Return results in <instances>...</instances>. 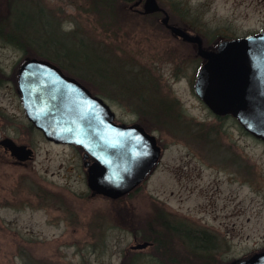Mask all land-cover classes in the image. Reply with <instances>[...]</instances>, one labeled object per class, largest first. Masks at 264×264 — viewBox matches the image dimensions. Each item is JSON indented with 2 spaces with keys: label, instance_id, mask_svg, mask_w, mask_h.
Returning a JSON list of instances; mask_svg holds the SVG:
<instances>
[{
  "label": "rangeland",
  "instance_id": "rangeland-1",
  "mask_svg": "<svg viewBox=\"0 0 264 264\" xmlns=\"http://www.w3.org/2000/svg\"><path fill=\"white\" fill-rule=\"evenodd\" d=\"M158 2L207 42L264 29V0ZM38 7L28 0H0V15L6 16L0 19L5 66L22 55L5 37L12 28L29 52L53 56L61 50L65 58L56 60L105 100L116 121L144 124L163 148L157 165L133 190L116 200L91 196L78 148L47 140L28 125L13 100L10 111L19 125L15 140L34 154L23 164L0 154V264H126L125 254H137L142 264H153V257L160 264L201 260L173 235L159 255L153 244L131 248L144 240L148 227L158 226L154 219L160 207L172 220L212 233L210 264H231L264 247V142L235 118L214 117L194 94L200 58L189 44L156 24L95 17L91 4L67 3L62 29H54L59 19ZM147 62L154 63L152 69ZM160 95L180 101L184 124L174 112L157 119L137 99H147L149 108L161 104L154 97ZM0 102L10 105L6 98Z\"/></svg>",
  "mask_w": 264,
  "mask_h": 264
},
{
  "label": "water",
  "instance_id": "water-1",
  "mask_svg": "<svg viewBox=\"0 0 264 264\" xmlns=\"http://www.w3.org/2000/svg\"><path fill=\"white\" fill-rule=\"evenodd\" d=\"M145 8L156 9L155 0H146ZM168 26L176 35L195 42L196 54L203 59L193 82L197 97L215 115H231L246 132L264 142V29L222 40L208 50L198 36ZM18 90L27 119L47 140L83 148L81 161L92 193L113 199L128 193L161 157L154 134L137 123L116 121L103 98L48 60L25 59L18 69ZM3 142L18 161L32 158L31 147L8 138ZM148 244L143 240L131 248ZM231 264H264V247Z\"/></svg>",
  "mask_w": 264,
  "mask_h": 264
},
{
  "label": "flooded vegetation",
  "instance_id": "flooded-vegetation-1",
  "mask_svg": "<svg viewBox=\"0 0 264 264\" xmlns=\"http://www.w3.org/2000/svg\"><path fill=\"white\" fill-rule=\"evenodd\" d=\"M28 1L30 3H35L36 5L40 6V7H38L40 9H44L45 11L48 10V12L50 13V15L52 17H56V19H59L57 26L54 25V29H55V27H57L59 30L62 29L60 22L65 15L64 9H65V5L67 3H70V4L79 3L80 5L86 4L87 6L91 4V7L89 9L94 13L95 17H127L128 20H133V22L137 23V25L143 24V23H149L151 26L152 25L155 26V24H156L157 27L162 28L165 31V33L168 34L172 39L189 44V46L191 47V49L195 55H197L196 54L197 53L196 43L189 41L183 37H180L179 35H176L175 33L172 32V30L169 28L168 25L178 26V27L182 28L183 30H185L188 34L198 36L201 40L202 47H204L208 50L215 49L217 47V45L219 44V42L222 40H227V39H231V38L236 37V36H233V37H216L211 42H207L206 39L202 35H200L198 32L193 31L192 29L188 28L187 26H185L183 24H179L177 21L172 19V16L168 12V10L163 5H161L158 2V0H155V2L157 4V8L152 10V11H146V8H145L146 0H85L83 2H82V0H69L68 2H67V0H54V3H52L53 5L50 2H48L49 0H28ZM36 2L41 3V4H37ZM42 4H43V6H42ZM77 8L79 9V7H77ZM165 16H167L166 22L164 20ZM2 17H6V16L0 15V19ZM0 22H1V25H0V36H1V34L4 32L5 29L3 28V25H4L3 21L0 20ZM54 23H55V20H54ZM242 36H244V35H242ZM5 37L7 38L8 42L12 43L13 48H15L16 50L22 51V55H20V57H18L16 59V61L11 64V66H5V64L2 62V60H0V91H1L0 100H1V98H6L10 103L9 106H3L0 102V154L8 155L11 158L12 162H14V163L23 164L26 161L31 160L33 158L34 150L32 149L33 154H32L31 159H28L25 161H18L10 153L8 145H6L3 142V140L8 138L11 141L15 142L16 144H24V143H20V142L15 140L14 134L19 131V125H18L16 113H14L10 110L12 109V107H14L12 104L13 100L16 101V107L17 108L22 106L21 100H20V93L18 90V69H19V66L24 62L25 59L30 58V57H35V58H41V59L48 60L51 63H53L55 66L60 68L61 71L65 75L72 76L75 79H77L81 84L86 86L92 94H94V95H97V94L92 92V90L86 85V83L83 80L79 79L77 76H75V74L68 72L65 68L64 63L56 60L59 56H63V58H65L64 57L65 53H63L61 50L54 52L53 56H51L49 54L38 55L34 51L29 52V50H27L24 46L22 47L20 35L13 28H12L10 33L5 34ZM237 37H240V36H237ZM30 49L36 50L35 47H33V46ZM45 50H46V48L44 47L43 51H45ZM47 52H50V51H47ZM198 57L200 58V64H199V66H200L203 59L199 55H198ZM147 64H149V67L152 66V67H150V69L153 68V64H154L153 62H147ZM199 66H198V68H199ZM155 68H157V67L155 66ZM194 77H195V75H194ZM152 80H153V82H152L153 85L159 83V81L156 77L155 78L153 77ZM193 82H194V79H193ZM193 91H194V89H193ZM194 94H195V92H194ZM130 96L132 98H136V96H134L132 94H130ZM161 96L162 95H160L159 98L157 96H154L155 98L158 99V101L161 104H159V105L151 104L149 108L145 106L147 99H145L144 97H137V99L139 98V100L142 101V103H143L142 105H144V108L148 109L149 112L154 114V116L157 119H158V117H162L163 114L168 116L169 112H174L173 116H175V117L177 116L178 119L181 118V121L180 120H178V121H180V122L184 121L182 119L183 118L182 116H184L182 114L184 107H183V105H180V101L175 97L171 98L168 96H163V97H161ZM163 108H166L168 113H166V111ZM23 113H24V110H23ZM24 115H25V113H24ZM213 115L216 118L230 116V115H215V114H213ZM28 122L30 123V124H28L29 126H32L37 131L41 132V130L37 129L29 120H28ZM132 123H137V124L141 125L146 131L150 132L149 129L146 126H144V124H142L138 121L132 122ZM128 124H131V123H128ZM9 132H11L12 135H10ZM157 143L160 145L161 152H162V148H163L162 145L159 143L158 140H157ZM25 145L29 146L27 144H25ZM73 146L78 148L79 154H80V159H81V156L83 153V148L81 146H77V145H73ZM82 167H83V165H82ZM83 170H84V174H85V168ZM85 181H86V175H85ZM90 194H91V196L97 195L95 193H92L91 190H90ZM120 197H122V196H120ZM116 199H114V200H116ZM158 212L163 218H167V219L169 217H170V219L173 218V216L170 214V212L164 210L163 207L162 208L160 207ZM174 219L173 220L171 219V220L173 221V223L176 226H183L187 229H192V230H197V228H198V227H196V228L193 227V225H188L187 222H181V221L178 222L177 220H174ZM199 229H201V228H199ZM144 240H146V239H144ZM147 241H149V240H147ZM149 242H150V244H148V245L151 246L152 242L151 241H149Z\"/></svg>",
  "mask_w": 264,
  "mask_h": 264
},
{
  "label": "trees",
  "instance_id": "trees-1",
  "mask_svg": "<svg viewBox=\"0 0 264 264\" xmlns=\"http://www.w3.org/2000/svg\"><path fill=\"white\" fill-rule=\"evenodd\" d=\"M163 109L166 113H168L166 108ZM154 220L159 223L158 226L155 227V229L148 227L149 232L144 234L143 238L152 242L155 250L158 252V255L160 253V249L166 251V238L173 235L185 242L188 254L192 256L194 255L196 259H201L193 264H210V261L212 260L211 248L215 246V240L212 233H207L204 230H192L183 226H176L172 220L163 218L159 212L156 213ZM124 258L126 260V264H142V261L137 254L130 255L128 258L125 254ZM172 260L175 259L172 258ZM151 262L153 264H160L159 259L156 257H153ZM178 264H182V262L179 260Z\"/></svg>",
  "mask_w": 264,
  "mask_h": 264
}]
</instances>
